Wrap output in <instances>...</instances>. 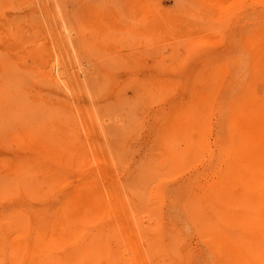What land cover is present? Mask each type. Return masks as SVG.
<instances>
[{
	"label": "rangeland",
	"instance_id": "rangeland-1",
	"mask_svg": "<svg viewBox=\"0 0 264 264\" xmlns=\"http://www.w3.org/2000/svg\"><path fill=\"white\" fill-rule=\"evenodd\" d=\"M57 3L73 17L83 8V27L77 24L83 28L80 59L60 45L65 34L61 39L67 38L72 50ZM260 17L264 0H0V185L15 179L30 187L27 194L5 197L12 185L0 186V215L23 206L53 217L61 196L94 193L99 207L86 218L90 224L77 246L59 245V223L53 225L48 234L55 239L53 258L83 243V250H90L83 264H93V251L100 257L94 264H134V249L146 252L144 264H223L226 254L198 218L206 215L224 234L228 227L219 215L230 205L241 217L229 211L223 217L243 225L258 264H264V198L246 192L238 206L237 194L221 196L218 180L224 155L219 142L226 146L227 134L241 127L244 116L241 81L233 74L253 63L246 38L256 22L264 27ZM200 73H209L211 82H203L207 76L199 78ZM69 79L81 83L83 91L70 89ZM232 116L239 118L237 125ZM63 127L72 132H62ZM184 127L203 132L205 148L173 167L165 160L161 138ZM63 140L82 149V155L69 163V154L60 150L55 164V153L41 149L45 142L55 148ZM35 185L39 195L32 193ZM188 207L190 214L200 211L197 222ZM216 210L220 214L214 215ZM228 233L240 236L235 225Z\"/></svg>",
	"mask_w": 264,
	"mask_h": 264
},
{
	"label": "bare ground",
	"instance_id": "bare-ground-1",
	"mask_svg": "<svg viewBox=\"0 0 264 264\" xmlns=\"http://www.w3.org/2000/svg\"><path fill=\"white\" fill-rule=\"evenodd\" d=\"M62 3H63V1H62ZM60 4H61V2H60ZM60 4L58 5V3H57V6H59L60 13H61L60 18L62 17V21H63V23H62L63 26L62 25L61 26L63 27V29L68 30V32H69V36H70L69 39L71 40V42H69V43L71 44L72 50H70V52L68 51L69 50L68 49L69 44L67 43L68 42L66 40L67 38H65V40L61 39L65 35L64 33H63L64 35L61 36V38H60V45H62V47L67 48V52H65L67 55L73 54L75 57L80 59V57L83 55V33H82L83 28L81 30H79L80 27H83V10H82L83 8H81L82 11L81 10L79 12L77 11L78 14L73 17L71 15L69 16V14H67L66 10L64 8H62L63 5H60ZM71 14H73V13H71ZM262 20H264V19H262ZM59 22H60V20H59ZM77 24H79V26H80L79 29L77 28ZM258 24L259 23L256 22V25L254 26L253 30L249 33L250 37L246 38L247 44L250 46L251 52L253 55V63L249 67H239L237 70L238 72L235 71V74H233L236 78H239L241 81L240 82L241 97L243 98V100L241 99L243 102V105L241 107H242V110L244 109V116H243V119L240 121H241V127H243V128L239 127L240 124L237 125L236 121H238V123H239V120H238L239 118L235 119L237 117L235 116L233 118V116H232V119H234L232 121L236 120L235 121L236 123L235 122L234 123L237 126H235V124L233 122H232L233 124H231L229 122L228 123L231 125H234L237 128L239 127L238 129L240 131L237 128L233 129L236 131H229V133L227 134L228 137L226 140V146H224V144H223L224 143L223 139L220 140V142H219L220 143V145H219L220 150H221V152L223 151V154H224L223 155V161H222L223 169H222L220 178L218 179L220 181V183L222 184L220 193H221L222 197H229V198H232L233 194H237V196H236L237 199H235V201H238V204H239L238 206H240V204L242 205L241 199L245 197L246 192L251 193L253 196L256 195V197L264 198V27H261L262 25L260 26V24L259 25ZM74 30L77 32V35H78L77 36L78 38L76 37L75 39L72 38L70 35V32L71 31L74 32ZM60 33H61V31H60ZM63 57L64 56L62 54L60 57L56 56L57 62H58V60L61 61V59H64ZM58 64H59V62H58ZM223 68H225V67H223ZM213 69H215V68L213 67ZM232 69H231V71H232ZM233 71H234V69H233ZM207 72H209V73L212 72V69H211V71H207ZM209 73L204 74V76L206 75L207 78H205L200 73L201 75L199 76V78H201V76H202V79L205 78L203 80V82L207 79V83H208L210 81V80L208 81V76L210 75ZM217 77H218V75H217ZM223 77H225V73H224ZM49 78H50L49 80L55 79V78H52V76ZM229 78H230V76H229ZM229 78H228V80H229ZM195 79H197V77ZM67 81L65 83H67ZM195 81H197V80H195ZM218 81H223V80L221 78V80H218ZM230 81H232V80L230 79ZM232 82H234V80ZM232 82L231 83L229 82L230 85H232ZM50 83L53 84V80L50 81ZM224 83L226 84V82H224ZM224 83L221 82L220 84H224ZM227 83H228V81H227ZM80 84H76L74 81L69 79V84L67 86H69L70 89L79 92V91H83V86ZM207 85H209V84H205L204 86H207ZM215 87H216V85H215ZM228 87H229V85H228ZM209 89H211V86ZM230 90H232V89H230ZM204 91H205V89H204ZM212 91H214V89H212ZM197 92H198V90H197ZM210 92H211V90H210ZM218 92L220 93L221 91L218 90ZM218 92H217V94H219ZM238 92L240 93V91H238ZM199 94H200V92L198 93V95ZM210 94H211V96H212V94L214 96V93H210ZM221 94L222 93H220V99H221ZM202 95H203V93H202ZM202 95H201V97L200 96H198V97L202 98ZM203 96H205V95H203ZM232 96H233V93H232ZM233 97L235 99V97H237V96H233ZM199 100H201V99H198V101ZM207 100H208V98H207ZM218 100H219V98H218ZM221 100H223V99H221ZM227 100H229V99H227ZM202 101H201V103H202ZM204 102H205V100H204ZM218 103H219V101H218ZM224 103H223V105H224ZM237 103L238 102L234 103L235 106ZM195 104H197V106L196 105L195 106L198 107L199 103H195ZM230 104L232 105V101L227 105H230ZM223 105H221V106H223ZM230 106L227 108V111L231 110L230 111V114H231V112H233L234 109L232 111V108H230ZM238 106H240V105H238ZM215 107H217V106H215ZM88 109H87V111H88ZM83 110L86 111V108L80 110L82 116H83V113L84 114L86 113ZM242 110H241V112H242ZM91 111H93V110L91 109ZM197 111H199V110H197ZM221 111H223V109H221ZM222 113H220V114L222 115ZM226 114L230 115L229 113H226ZM90 115H91V113L89 114L88 117H90ZM228 115H227V117H228ZM238 115H240V114H238ZM192 116H194V115H192ZM190 117L188 118V116H186V118H188V119H190ZM225 118H226V116H225ZM229 124L228 125L226 124V127L231 126ZM200 125H201V122H200ZM196 127H194L195 131H196V129H195ZM231 127L234 128L233 126H231ZM185 128L186 127H184L183 130H180L177 132L175 131V128H173L174 129L173 131L167 130L166 132H163V135L161 138L163 145H165L167 147L165 160L169 165H171L173 167L178 165L179 163L185 161L184 159H186V157L189 154H192V155L195 154L196 155L195 152H197V151L200 152L202 149L204 150V148H205L203 140H201L203 132H195L191 127L187 128V130ZM198 128H199V125H198ZM188 129H192L194 132L191 130H188ZM60 130L62 132H66V133L72 132L71 131L72 129H69L67 127H63ZM193 133H195V134L197 133L196 139L193 138ZM30 138L31 137L29 135L26 136V139H30ZM35 140L32 139V142L34 144L36 142V144H37L38 141H37V139H35ZM177 143H179V146ZM50 144H51V142H45V144L43 145L45 150L41 149L42 146H40V144H39L38 145L39 148L37 147V149L38 150L41 149L42 151H45V153L43 152L45 155L47 154L46 152L48 150H49L48 152H50L52 155L54 152L55 154L53 155V157H56V158L58 157V159H56V158H55V160L53 159L52 160L53 162L54 161L56 163L59 162L58 160H59V157L62 153L60 150L67 153V156L69 154L68 161L71 160L72 158H74V160L76 161V157H79L82 155V149H80L78 146H76L73 143H70L66 140L58 142L57 144H59V146L56 145L55 146L56 149L53 148ZM177 146L181 147V149L180 148L176 149ZM56 153H58L60 155L58 156V154L56 155ZM49 154L47 155V157L51 156ZM192 155H190V156L192 157ZM72 160L69 161V163L70 162L72 163ZM64 164H63V166H66L67 162ZM58 165H61V162ZM8 185H12V186L8 188L9 193L6 192L5 197L10 196L11 194L13 195V194H17V193L24 195V194H27V192L30 190L28 182H26V181L16 182L15 179L10 180L6 184L0 185V186H2V189H3L4 187H7ZM39 189H40L39 185H35L32 189V193L39 195L40 193L38 194L39 191H37ZM45 189H46V187H45ZM225 189H227L228 191ZM0 190H1V188H0ZM30 196L31 195H29V197ZM1 198H4L2 196V194L0 195V199ZM97 198L98 197L94 193L88 194L84 197L81 194L76 195V193L71 194V196L69 195V197L61 196L60 198L57 199V201L59 203L56 206V208L54 209V212L52 214L53 217H48V216H46L45 213L43 214L42 212H32L29 209L24 208L23 206H20L18 209H16L14 212H12L11 214H9L7 216L6 215H0V221H1L0 222V264H83V255L86 256L85 254H88V252L90 251V250H83V243H81L79 248L77 250H74L72 253H66L67 255H64L63 257H58V258L54 257L53 258V255L50 254L51 253L50 252L51 251L50 250L51 249L50 244H52V241H54L55 239L53 240V238H50V236L48 234L53 232V230H51V229H52V227H54L53 225H55V222H58L59 223V234L57 235V238L59 240H57V241H60L59 245H61L63 248H65L67 245L77 246L78 245L77 242L79 240H83L82 239L83 227L87 224H90L89 221L86 222V218L88 217V215L90 213L98 210L99 200ZM216 202H219V200ZM235 204L237 205V203H235ZM224 205H226V204H224ZM226 206L227 207L221 208V209H223L221 214H220V212L218 213L217 210H216L215 214L213 212L214 215H216L217 213L220 214L219 220L221 221V223H223L224 227H228V228H226L224 234H222L220 232V230H218L217 228L215 229V226H211V225H213L212 222H211V225L209 224L208 221H210V220L206 219V217H205L206 215L205 216L203 215L204 212H202V214L200 216H204L205 219L203 217H202L203 219H201L200 216H199L200 218H198V219H200L201 223L202 222L204 223V224L202 223L203 226L201 228H203L204 226L205 227L207 226L206 228L209 227L210 231L207 229H203V230H207L210 232L209 237L212 238L213 242L218 245V249L220 250V252H221V250L223 251V253H221V254L222 255L226 254L222 260L223 264H258V262L260 263L258 253L255 251L256 250V248L254 246L255 244L252 243L249 239L248 240L246 239V235L244 234L243 225L240 222L232 223L228 219L223 217V213H228V211L233 215L236 214L237 217H241L240 212L238 210L235 211L234 209H232L230 205H226ZM228 206H230V207L228 208ZM185 209H187V208H185ZM188 210H189V207L186 211H188ZM196 211L198 212L197 209H196ZM232 212H237V213H232ZM188 213H189V215H191L194 218V217H198V214H200V211L198 212V214L194 213L192 211H191V214L189 211H188ZM189 218L191 219V217H189ZM216 218L218 219L219 217L217 216ZM194 219L196 220V218H194ZM191 220H192V222H194L193 219H191ZM196 222H197V220H196ZM194 224H195V222H194ZM196 224H195V226H196ZM234 225L239 228L240 236L238 235V237H237V235L234 237L232 234L228 233V230L232 229L234 227ZM229 226H231V228ZM122 228H126V227L122 225ZM197 228H199V227H197ZM201 228H200V230H201ZM11 233H14L13 237L11 236L12 235ZM202 233H204V232L202 231L200 234H202ZM130 243L132 244L133 242L130 241ZM217 245L216 246L214 245V246L217 247ZM219 247H221V248H219ZM145 253H143L140 249L139 250L134 249L133 254H132L133 263L134 264L147 263L148 258H147V255ZM90 257H91V260L93 261V264L96 263L97 260L100 259L99 254L96 251L91 252Z\"/></svg>",
	"mask_w": 264,
	"mask_h": 264
}]
</instances>
